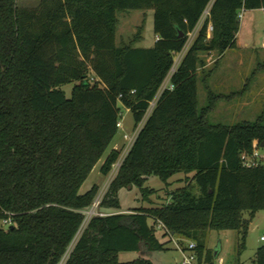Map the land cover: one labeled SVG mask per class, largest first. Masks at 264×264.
Listing matches in <instances>:
<instances>
[{"label":"trees","instance_id":"16d2710c","mask_svg":"<svg viewBox=\"0 0 264 264\" xmlns=\"http://www.w3.org/2000/svg\"><path fill=\"white\" fill-rule=\"evenodd\" d=\"M210 4L211 39L204 21L170 78L173 90L160 94L97 209L119 211L118 193L128 187L150 194V177L183 175L184 186L168 205L95 216L84 226L99 188L79 189L98 163L107 176L119 159L120 151L105 152L121 109L134 127L141 122ZM262 9L264 0H40L34 8L0 0V221L13 224L0 228V264H152L143 256L163 249L157 222L193 242L204 264H213L205 228L241 231L238 257L249 223L264 212V166L240 161L264 151V112L254 122L210 125L212 104L223 97L208 93L197 110V70L200 54L235 49L241 11ZM122 11L153 13L151 48L116 46ZM141 31L130 43L142 41ZM253 264H264V246Z\"/></svg>","mask_w":264,"mask_h":264},{"label":"rangeland","instance_id":"374dc122","mask_svg":"<svg viewBox=\"0 0 264 264\" xmlns=\"http://www.w3.org/2000/svg\"><path fill=\"white\" fill-rule=\"evenodd\" d=\"M40 0H17L18 7L34 8ZM115 44L123 47L130 45L137 48H150L155 42L153 37V13L151 11H122L116 14ZM139 33L141 42L130 43ZM264 11L254 10L242 13L239 20V30L236 34V47L219 55L217 52L199 55L203 66L197 70V110L207 105L208 93L223 98L214 101L213 108L207 116L210 125L233 126L242 122H254L264 112ZM195 38V36H194ZM192 38L191 42L194 40ZM211 39L206 38V41ZM72 86L63 87L69 97ZM121 129L111 142L106 154L113 146H117L124 156L127 143L123 136L132 138L136 126L129 111L121 109L119 119ZM129 132V133H128ZM127 147V148H126ZM103 156V159L104 157ZM102 159V160H103ZM100 164L91 171L81 185L79 194H84L92 186H97L99 191L92 207L85 212L84 226L91 217L105 216L111 213L128 214L139 208H156L170 203V194L184 186V176L175 175L166 183L155 177L147 178L143 188L147 194L141 197L135 187L122 189L118 193L119 211H99L95 207L106 192L114 178V167L107 176L99 173ZM240 223L248 221V213L242 211L239 215ZM241 231H211L205 228L204 250L211 257L213 264H253L256 250L263 246L259 238L264 234V212L255 214L249 223L244 242V250L237 257V247L240 242ZM160 244L164 243L162 251H152L144 255L152 264H175L177 258L172 245L157 232L155 235ZM142 257L139 253H120L117 259L120 263H127Z\"/></svg>","mask_w":264,"mask_h":264},{"label":"built area","instance_id":"2783aa9c","mask_svg":"<svg viewBox=\"0 0 264 264\" xmlns=\"http://www.w3.org/2000/svg\"><path fill=\"white\" fill-rule=\"evenodd\" d=\"M210 7L211 4L207 6V8L203 11L201 18L199 20L198 26L196 27V29L187 35V42L186 45L184 47V49L182 50L181 53L174 55L173 58V65L170 69V71L168 72L165 80L163 81V83L161 84V86L159 87L154 99L149 103L148 108L145 112V115L143 116V119L141 120V122L136 126V130L134 131V135L132 138H129V136L127 137V133L123 136V140L127 143V149L125 151L124 156H122L123 154L120 151V156L119 159L117 160V162L112 166L114 167V174L117 173V170L120 167V164L122 163V161L124 160V158L126 157L128 151L130 150L134 139L136 138L138 132L140 131V129L142 128V125L144 124L145 120L148 118V116L151 114L156 101L158 100L160 94L164 91V90H168V91H172L173 87L170 84V78L171 76L174 74L178 64L180 63L182 57L184 56L187 48L189 47L192 38H194V36H196L200 26L204 23V21H208L207 25H206V38H209L212 32V27H211V23L209 21L210 15H209V11H210ZM264 11V9H262ZM242 13L243 11L240 12V14L238 15V20L241 19L242 17ZM263 41H264V34H263ZM263 47H264V43H263ZM95 81V80H94ZM97 81V80H96ZM131 94H133V92H131ZM128 111V110H126ZM116 128L121 129V124L120 122H118L116 124ZM129 133V132H128ZM113 150H118V148H113ZM122 154V155H121ZM240 161L241 164L244 168L246 169H254L257 168L259 166H264V151L261 150H257L254 149L251 151L250 154H242L240 156ZM98 203H96L95 207H97ZM10 226H13L12 221L10 218H7L5 220L0 221V228L3 230H6L7 228H9ZM153 228L154 230L157 232H159L162 237H164V239H166V243L172 245L175 253L177 254V258L174 259V263L175 264H204L203 260H201L199 262L197 254H196V245L188 240L182 239V238H177L174 237L172 235H170L166 229L163 227V225L159 222L153 224ZM259 242L264 243V234L259 238ZM218 264H222V260L219 259L218 260Z\"/></svg>","mask_w":264,"mask_h":264},{"label":"crops","instance_id":"0c3cea01","mask_svg":"<svg viewBox=\"0 0 264 264\" xmlns=\"http://www.w3.org/2000/svg\"><path fill=\"white\" fill-rule=\"evenodd\" d=\"M21 8H24V7H21ZM153 37H154V40H153V41H155V40H156V37H155L154 35H153ZM153 44H154V42L152 43L151 47L153 46ZM151 47H150V48H151ZM113 148H118V147L115 145V146L112 147V149H113Z\"/></svg>","mask_w":264,"mask_h":264},{"label":"water","instance_id":"95a60500","mask_svg":"<svg viewBox=\"0 0 264 264\" xmlns=\"http://www.w3.org/2000/svg\"><path fill=\"white\" fill-rule=\"evenodd\" d=\"M179 38H182L183 37V35L182 34H179V36H178ZM264 147V143L261 145V149ZM264 246V245H263Z\"/></svg>","mask_w":264,"mask_h":264}]
</instances>
